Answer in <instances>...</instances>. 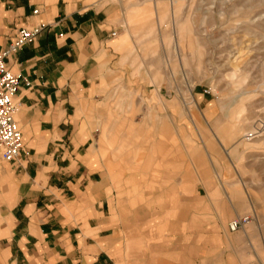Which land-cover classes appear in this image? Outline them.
<instances>
[{"label": "rangeland", "instance_id": "1", "mask_svg": "<svg viewBox=\"0 0 264 264\" xmlns=\"http://www.w3.org/2000/svg\"><path fill=\"white\" fill-rule=\"evenodd\" d=\"M165 10L131 79L91 105L90 156L124 224L166 237L149 247L168 263L199 264L221 239L246 242L243 229L202 230L212 210L233 204L252 216L247 230L264 223V0H172ZM152 78L164 85H142ZM148 219L163 229L146 232ZM258 243L264 256V231Z\"/></svg>", "mask_w": 264, "mask_h": 264}, {"label": "crops", "instance_id": "2", "mask_svg": "<svg viewBox=\"0 0 264 264\" xmlns=\"http://www.w3.org/2000/svg\"><path fill=\"white\" fill-rule=\"evenodd\" d=\"M170 1L0 0V52L19 29L45 25L8 59L30 85L23 82L16 97L24 150L11 162L0 155V264H170L149 247L168 246L166 237L149 243L147 233L118 217L109 181L90 156L91 105L105 104L106 88L131 79L139 47L153 40L154 24L163 28ZM142 85L164 84L152 78ZM239 211L233 204L221 214L212 210L201 229L230 232ZM159 225L148 219L144 229ZM243 231L246 242L221 239L199 264H242V257L264 264L258 243L264 223Z\"/></svg>", "mask_w": 264, "mask_h": 264}, {"label": "built area", "instance_id": "3", "mask_svg": "<svg viewBox=\"0 0 264 264\" xmlns=\"http://www.w3.org/2000/svg\"><path fill=\"white\" fill-rule=\"evenodd\" d=\"M38 10H35L37 13ZM45 25L21 28L8 48L0 52V155L7 161H15L24 150V136L16 119L18 106L16 97L23 82H30L16 74L9 66L8 59L27 44L34 42ZM116 35V32L112 33ZM253 132L250 136H253ZM253 220L251 215H239L228 223L230 232L244 229ZM256 264V263H247Z\"/></svg>", "mask_w": 264, "mask_h": 264}]
</instances>
